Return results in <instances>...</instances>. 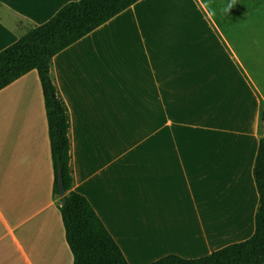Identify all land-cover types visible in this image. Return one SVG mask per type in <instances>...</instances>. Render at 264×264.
<instances>
[{"label": "crops", "instance_id": "crops-1", "mask_svg": "<svg viewBox=\"0 0 264 264\" xmlns=\"http://www.w3.org/2000/svg\"><path fill=\"white\" fill-rule=\"evenodd\" d=\"M78 0H0V51ZM72 190L128 264L249 239L264 98L200 0H140L52 58ZM37 72L0 90V264H73Z\"/></svg>", "mask_w": 264, "mask_h": 264}, {"label": "trees", "instance_id": "trees-1", "mask_svg": "<svg viewBox=\"0 0 264 264\" xmlns=\"http://www.w3.org/2000/svg\"><path fill=\"white\" fill-rule=\"evenodd\" d=\"M140 0H78L62 6L52 18L0 51V90L30 71L37 72L47 119L52 193L65 232L73 264H128L92 206L72 190L69 116L50 76L52 58ZM249 9L253 4L242 0ZM260 119L264 125V108ZM59 178L65 203L59 197ZM258 193L254 233L246 241L228 245L207 256L187 260L175 255L150 264H264V138L259 141L253 167Z\"/></svg>", "mask_w": 264, "mask_h": 264}, {"label": "rangeland", "instance_id": "rangeland-1", "mask_svg": "<svg viewBox=\"0 0 264 264\" xmlns=\"http://www.w3.org/2000/svg\"><path fill=\"white\" fill-rule=\"evenodd\" d=\"M200 1L216 27L233 41V52L245 78L255 84L261 99L264 98V0H247L253 4L251 9L242 0Z\"/></svg>", "mask_w": 264, "mask_h": 264}, {"label": "water", "instance_id": "water-1", "mask_svg": "<svg viewBox=\"0 0 264 264\" xmlns=\"http://www.w3.org/2000/svg\"><path fill=\"white\" fill-rule=\"evenodd\" d=\"M263 138H264V133H263ZM59 197L61 198V204H64L65 203V200L63 198L64 197V189H63L60 178H59Z\"/></svg>", "mask_w": 264, "mask_h": 264}, {"label": "clouds", "instance_id": "clouds-1", "mask_svg": "<svg viewBox=\"0 0 264 264\" xmlns=\"http://www.w3.org/2000/svg\"><path fill=\"white\" fill-rule=\"evenodd\" d=\"M233 3H235V0H233Z\"/></svg>", "mask_w": 264, "mask_h": 264}]
</instances>
